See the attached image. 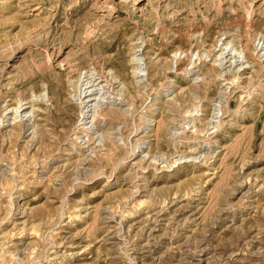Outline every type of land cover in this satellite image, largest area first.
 <instances>
[{"label": "rangeland", "instance_id": "374dc122", "mask_svg": "<svg viewBox=\"0 0 264 264\" xmlns=\"http://www.w3.org/2000/svg\"><path fill=\"white\" fill-rule=\"evenodd\" d=\"M263 187L264 0H0V264H264Z\"/></svg>", "mask_w": 264, "mask_h": 264}, {"label": "bare ground", "instance_id": "6f19581e", "mask_svg": "<svg viewBox=\"0 0 264 264\" xmlns=\"http://www.w3.org/2000/svg\"><path fill=\"white\" fill-rule=\"evenodd\" d=\"M225 34V33H224ZM223 34V35H224ZM227 47V46H226ZM226 50V49H225ZM138 52V51H137ZM224 54V53H223ZM53 58V57H52ZM217 61V60H216ZM44 64V63H43ZM237 70V69H236ZM137 74V73H136ZM92 75V74H91ZM91 75H89L87 78L89 79V81H88V84H91V86H89V87H87L88 89H90V88H92L91 90H88L87 92H82L81 93V96H80V98H79V118H80V120H79V126L81 127V126H84V125H86V124H89V120H91L90 122V124H92L93 122H95L96 120H97V118H98V114H99V112H100V103H101V101L102 100H100L99 101V97H98V95L96 94V96L98 97V98H93V97H95V87H98V86H100V83H96L97 82V80H95V79H93V77H91ZM82 76V75H81ZM81 76H80V80H81ZM83 79V78H82ZM239 78L238 77H235L234 76V78L232 79V80H230L231 82H234V81H237V82H239ZM83 85V84H82ZM85 86V85H84ZM82 89V88H81ZM84 89V88H83ZM95 89V90H94ZM80 90V89H79ZM82 91V90H81ZM97 91V90H96ZM84 95V98H82V96ZM120 98L119 99H121L122 98V95H118ZM79 97V96H78ZM32 98V97H31ZM39 98V97H38ZM117 100V99H116ZM23 101H26V103H23ZM37 101V100H36ZM40 101V100H39ZM42 102H43V100H41ZM9 102H11L12 104L11 105H7V107H5L6 109H5V111L7 110H9L11 107H13V110H17L18 111V109L20 110V109H22V107L24 106V105H26V104H29V105H33L34 106V111L35 110H37V109H35V105H39V102L37 101L36 103L34 102V100L33 101H31L30 100V98H25V99H23V100H19V99H16V101L15 100H9ZM103 102V101H102ZM34 103V104H33ZM104 103V102H103ZM42 105V104H41ZM28 106V105H27ZM24 107H26V106H24ZM23 107V108H24ZM29 107V106H28ZM31 107V106H30ZM29 107V108H30ZM37 107V106H36ZM26 109V108H25ZM62 111V114L64 113L63 112V110H61ZM57 112H58V110H57ZM17 113V112H16ZM36 114V113H35ZM61 114V115H62ZM52 119V117H50V120ZM28 120V119H27ZM9 121V120H8ZM3 122L5 123V121L3 120ZM7 122V121H6ZM27 122H29V121H27ZM97 122V121H96ZM3 123V124H4ZM13 123V122H12ZM18 124H20V127L18 126ZM8 126H10V125H8ZM13 127H12V129L9 131V132H6L4 135V138H6L5 140H7L9 143H17V141L20 139V133L19 132H21L20 131V128H21V130H23V129H27L28 128V125H25L24 123H23V121H21V122H15L14 121V124L12 125ZM78 128V127H77ZM32 129V127L31 128H29V129H27V131H26V133H28L30 130ZM88 130V129H87ZM87 130H86V132H87ZM8 133V134H7ZM32 134H34V132H32L31 133V135ZM35 135V134H34ZM80 136V135H79ZM77 141H79L80 140V137H78V134H75L74 136H73ZM85 137H87V136H85ZM33 138H35V137H33ZM34 142V141H33ZM14 146V145H13ZM15 147V146H14ZM25 157V156H24ZM21 158L22 157H20L19 159H18V161L20 160V162H21ZM6 159V158H5ZM4 159V160H5ZM13 160V159H12ZM22 160H23V158H22ZM17 161V160H16ZM16 161H14V162H12L10 165H13V168L11 169V170H13L14 169V167H15V163H16ZM17 161V162H18ZM2 162V161H1ZM17 164V163H16ZM194 175V174H193ZM199 176H196L194 179L196 180L197 178H198ZM193 179V178H192ZM200 180V179H199ZM250 180H251V178H249L248 177V180H247V182L248 183H250ZM252 180H254V179H252ZM10 181V180H9ZM6 186H8V182H6V184H5ZM9 185H10V183H9ZM257 186V185H256ZM255 186V187H256ZM250 188V187H249ZM260 188H261V186L258 188V190L257 191H259L260 190ZM264 188V187H263ZM6 189V188H5ZM257 189V188H256ZM262 189V188H261ZM190 191V190H189ZM189 191H187V192H185L184 193V195H182L181 197L183 198V197H188L189 196ZM193 193V192H192ZM191 193V194H192ZM178 196V195H177ZM189 197H191V196H189ZM145 198V197H144ZM181 198V199H182ZM149 199V198H148ZM173 199V198H172ZM175 200H177L178 201V199H176V197H175ZM148 201V200H147ZM141 203H140V206L142 207L143 205L145 206V204L146 205H148L147 203L148 202H146V200H144V201H140ZM163 208V207H162ZM29 214V213H28ZM31 215V214H30ZM28 216H27V214L25 215V219L27 218ZM33 218L34 217H32V220H33ZM31 219V218H30ZM29 219H26V220H24L21 224H20V226H18V225H14V228L12 229V232H10L9 234L8 233H6L5 234V232H4V234H5V238H7L8 239V237L10 238V237H22V236H27V240H29L30 241V244L31 245H33V243H34V239H35V236H36V233H37V226L34 224V221H28ZM36 220V219H35ZM21 222V221H20ZM16 223V222H15ZM39 227V226H38ZM11 231V230H10ZM8 232V231H7ZM20 237V238H21ZM25 238V237H24ZM13 241V240H12ZM34 248H36V247H34ZM0 249H2V248H0ZM88 248H84V250L86 251ZM1 251V250H0ZM2 253V252H1ZM74 255H76V256H71V258L70 257H68L69 258V260H74V262L76 263V259L77 258H79V256H81V254L80 253H77V254H74ZM1 257H2V255H1ZM61 258H63L64 260L65 259H67V257L66 256H64V257H61ZM52 259V258H51ZM62 259V260H63ZM61 260V261H62ZM63 260V261H64ZM82 260H84V259H81V260H78V263H76V264H81V262H79V261H82ZM52 262H53V260H51ZM63 263V262H62ZM74 263V264H75ZM53 264H56V262L55 263H53Z\"/></svg>", "mask_w": 264, "mask_h": 264}]
</instances>
